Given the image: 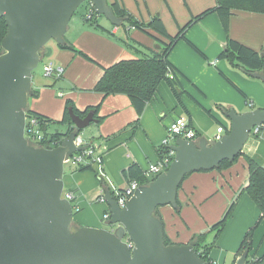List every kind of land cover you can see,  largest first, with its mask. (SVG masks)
Returning <instances> with one entry per match:
<instances>
[{
    "label": "crops",
    "instance_id": "obj_1",
    "mask_svg": "<svg viewBox=\"0 0 264 264\" xmlns=\"http://www.w3.org/2000/svg\"><path fill=\"white\" fill-rule=\"evenodd\" d=\"M107 1L112 3L114 0ZM118 1L139 21L147 22L158 15L169 35L176 34L191 17L215 5V0ZM98 20L114 36L127 38L153 51L159 48L155 38L161 40V37L154 33L147 34L136 29L125 32L120 28L109 27V23L102 21L101 17ZM227 37L264 53V15L235 11L229 18L228 34L224 32L216 14H211L192 26L185 38L200 54L185 41H180L168 57L177 73L182 93L176 98L168 84L161 82L138 124L133 126L138 116L127 96H103L93 89L102 77L104 68L121 60L134 59L138 56L137 52L121 45L103 29H94L70 20L64 40L90 60L71 50L51 46L50 61L63 67V73L53 80L38 73L33 74L31 89L36 96H29L27 108L48 119L60 121L67 100L79 111L99 105L97 116L103 117V120L92 123L94 127L90 130L91 138L87 144L93 143L98 147L102 165L94 163L91 170L84 172L76 171V167L69 168L68 173L63 176L64 192L71 196L73 223L81 227H99L101 217L108 210L107 205L99 201L104 191L99 181L101 169L100 177L111 192L123 188L126 185L121 175L124 169L136 164L140 171H144L159 160L157 148L175 119L184 118L199 140L203 138L208 143H213L217 132L211 137L213 139L205 136L213 127L212 121L217 123L216 129L219 126L229 128V121L228 124L224 122V114L227 112L222 108H233L239 114L264 109V83L250 73L245 74L232 68L225 60L216 59ZM222 75L244 96L233 90ZM249 103L252 104L251 107ZM247 107L250 109H246ZM207 111L210 113L207 114ZM59 128L64 132L66 126L59 125ZM173 143L171 141L169 146ZM246 157H257L264 165V128L257 135H249L241 155L230 167L187 175L177 190L179 211L169 205L158 208L164 234L171 244L190 243L194 236L207 233L222 218L230 203L247 183L249 171ZM259 215L258 208L248 195L240 194L215 243L219 249H224L222 255L225 252L231 253L233 258L230 264L237 260L236 253L240 243L248 229L258 222ZM259 227L257 238L261 234L264 238V222H260L257 228ZM254 239L255 231L252 249L255 247ZM253 255L256 258L264 255V240L256 246ZM209 256L214 264H220L213 256V251H210Z\"/></svg>",
    "mask_w": 264,
    "mask_h": 264
},
{
    "label": "water",
    "instance_id": "obj_2",
    "mask_svg": "<svg viewBox=\"0 0 264 264\" xmlns=\"http://www.w3.org/2000/svg\"><path fill=\"white\" fill-rule=\"evenodd\" d=\"M87 1L111 25H121L107 0H0L6 24L0 54V264H209L191 243L165 245L163 222L154 212L177 207V190L186 175L217 169L241 154L251 129L264 125V109L225 113L229 131L211 144L203 138H176L169 147L174 158L168 169L139 186L123 209L105 191L114 232L73 229V207L64 197L63 160L84 150L74 139L96 122L94 114L81 118L69 110L74 130L56 146L29 144L24 125L40 51L44 48L49 58L47 44L65 42L72 16ZM250 75L264 83L263 74ZM247 256L243 252L234 264H244Z\"/></svg>",
    "mask_w": 264,
    "mask_h": 264
},
{
    "label": "trees",
    "instance_id": "obj_3",
    "mask_svg": "<svg viewBox=\"0 0 264 264\" xmlns=\"http://www.w3.org/2000/svg\"><path fill=\"white\" fill-rule=\"evenodd\" d=\"M108 4L111 7L115 17L122 20L121 25L119 27H115L105 19L110 24L111 28H120L125 32L131 29H136L146 32L147 34L148 32H151L157 35L158 37H161L160 40L156 39L153 36L155 40L159 43L158 50L153 51L139 45L134 41L128 40L127 38L114 36V34L109 28H105V26L101 25L98 22V19L101 16L97 15L94 12L90 2L87 1L81 4L84 5L85 8H88L87 14L82 19L84 23H88L89 27H92L94 29H103L108 35L116 39L121 45L131 50H134L138 54V56L134 59L121 60L107 68H104L102 77L98 80L93 89L95 92L101 93L103 96L117 94L127 96L138 116V119L133 123V126H136V124H138L140 116L142 115L147 104L155 95L158 86L161 84V82H166L168 84L176 98H179L180 94L182 93V91H180V84L178 81L177 73L174 67L169 62L168 57L170 52L180 41H185L191 49L200 54V52L185 38L187 31L192 26H194L207 16L211 14H216L219 18L224 32L228 34L229 18L235 11H244L264 15V0H215V5L212 8H208L203 12L191 17L190 20H188L183 26L178 29L176 34L169 35L158 15H154L147 22H142L130 15L120 5L118 0H114L112 3L108 2ZM75 14L76 12L74 13V15ZM87 15H89L90 17L87 18ZM5 33L6 24L4 18L0 16V54L3 52L1 49V42L3 37L5 36ZM57 47L59 49L71 50L87 58V56H85L80 51L76 50L71 44L67 42L59 44L57 45ZM45 54L46 50L43 48L40 51V61L44 58ZM216 59L225 60L232 68L239 69L245 74L264 73V53L257 52L249 46H246L241 42L234 40L230 37H227L226 43ZM33 74L34 71L32 72V75ZM169 74L171 75V78L169 77ZM222 77L239 94L244 96L241 91L237 87H235L231 82H229L226 77H224L223 75ZM55 78L58 79L59 77ZM32 96H36V93L33 92ZM98 109L99 105L94 107H88L84 111H79L75 108V106L70 100H67L65 102L63 117L60 121L48 119L47 117L37 114L29 110L28 108L25 110V118L29 119L31 117H34L40 123L41 129L44 133L42 145L56 146V144H59L60 141H62L71 131L74 130L73 123L71 122L69 117V110H72L75 115L81 118H84L88 112L92 111L94 114V118L98 121V123H100L103 120V117L97 116ZM222 110L224 112L230 111V109L225 108H222ZM59 125L66 126L64 132H61L60 130L55 128L53 131H49L54 126ZM228 131L229 128L224 129L225 134L228 133ZM196 139L197 141L199 140L197 135ZM31 145L36 146L33 143H31ZM89 145L93 146L94 144H86V146ZM157 151L159 157L161 158L165 153H167L168 147H163L161 144L160 147L157 148ZM240 155L241 154L236 156L232 161L221 162L217 169H226L230 167ZM246 160L248 164L249 176L247 183L245 187L241 190L240 194L245 193L248 195V197L258 208L260 215L258 222L251 228H249L248 231L245 233L240 243V247L236 253V257H239L245 251L248 252L249 256L252 249L253 233L258 227L259 223L264 222V165L257 157H246ZM93 164L94 163L92 158H86L84 160V163H81L76 167V171L84 172L91 170ZM121 175L126 181V184L134 181L139 186L147 185L149 182L153 181L158 176H153L150 179L145 178L142 175V171L138 169L136 164H131L129 167L124 169L121 172ZM99 181L104 191H110L109 187L105 184L102 177L99 178ZM111 194L113 195V192H111ZM239 195H237L235 199L230 203L222 218L218 222L213 224L207 233L196 235L190 241L197 255L209 264H212L211 261H213L210 258L209 253L214 247L223 229L225 228L226 223L235 208ZM176 204L177 207L175 209L179 211L180 207L177 202ZM158 208H156L154 214L157 218L161 220ZM73 226L75 227V229L81 227L76 223H73ZM210 233H213V240L208 242L207 238ZM163 240L165 245L171 244L170 241L166 238L165 234L163 235ZM259 260L263 261L264 255L260 257Z\"/></svg>",
    "mask_w": 264,
    "mask_h": 264
},
{
    "label": "built area",
    "instance_id": "obj_4",
    "mask_svg": "<svg viewBox=\"0 0 264 264\" xmlns=\"http://www.w3.org/2000/svg\"><path fill=\"white\" fill-rule=\"evenodd\" d=\"M89 17L90 16L87 15V18ZM42 70H43V75L45 77H60L63 73L64 68L61 66L54 65L51 62H46L43 65ZM169 77L171 78L170 74ZM249 106L251 107L252 104L249 103ZM262 128H264V125L253 127L250 131V134L257 135L259 134ZM216 132H217V136L215 141L218 140L221 137V135L224 133V128L219 126L217 127ZM24 137L29 144L31 143L35 144L36 146L33 145L34 147H46L45 145H42L44 133L41 129L40 123L34 117H31L29 119L25 118ZM176 138H182L190 141H197L194 130L189 126V124L185 121L184 118H177L170 123L167 131V135L161 143L163 147H168V151L158 161L149 165L146 170L142 171V175L145 178L150 179L151 177L157 176L168 169L170 163L174 158V152L169 149L170 147L169 143L171 141L174 142ZM74 143L78 147H84V150L81 152H76L71 156H65L63 160L64 168L65 166H68L69 168H75L79 164L84 163V160L86 158H92L93 163H98L100 165L102 164V157L98 147H96L95 145L86 146L87 143L84 142L80 134L77 137H75ZM48 146H52V145H48ZM100 174L102 175V171L100 172ZM138 187L139 185L136 182L132 181L130 183H127L123 188L114 191L112 198L116 201L120 209H123L125 207V205L129 201V199L133 196L135 190ZM104 193L105 192L102 191L99 197V201L101 203H105ZM64 197L71 199V196L69 194H66L65 192H64ZM102 220L109 222L110 220L109 208L108 211L103 214ZM115 229L116 228L111 229L109 231L114 232ZM123 241L126 242L129 247L132 246L126 236L124 237ZM259 259L260 258H256V257L249 259L247 256L244 264H260L262 263V261H260ZM211 262L212 264H214V261Z\"/></svg>",
    "mask_w": 264,
    "mask_h": 264
},
{
    "label": "rangeland",
    "instance_id": "obj_5",
    "mask_svg": "<svg viewBox=\"0 0 264 264\" xmlns=\"http://www.w3.org/2000/svg\"><path fill=\"white\" fill-rule=\"evenodd\" d=\"M87 11H88V8H85V6L84 5H81L78 9H77V11H76V14L75 15H73L72 16V18H71V20L72 21H78V22H81V23H83V24H86V25H88L89 26V24L88 23H84L83 22V17L87 14ZM101 18L103 19L102 21H104V22H106V20H105V18L104 17H102L101 16ZM110 25V24H109ZM110 27V26H109ZM56 45V43L55 42H53V41H50L48 44H47V47H50L51 48V46H55ZM46 62H51L50 61V58H43L40 62H39V64H38V66H37V68L34 70V74H40V75H43V70H42V67H43V65L46 63ZM55 77H48V79H54ZM228 83V82H227ZM229 84V83H228ZM229 86H231L230 84H229ZM232 87V86H231ZM233 88V87H232ZM233 90H235L234 88H233ZM236 91V90H235ZM237 92V91H236ZM246 109H250V108H246ZM230 110H233V111H235L236 113H238V111H236L235 109H230ZM210 112L209 111H207V114H209ZM239 114V113H238ZM211 121H212V119H211ZM224 122H226V124H228V119L225 117V119H224ZM212 124H213V127L206 133V137H207V139H213V138H211V137H213L214 136V134H215V132H216V126H217V123L215 122V121H212ZM93 127H94V125L91 123L89 126H87L86 128H84L81 132H80V135L82 136V138L84 139V142L85 143H87L88 142V140L91 138L90 137V130L91 129H93ZM54 128L55 129H58L59 128V126H54L53 128H51L50 129V131H53L54 130ZM58 130H60V128L58 129ZM225 133H223L222 135H224ZM221 135V136H222ZM212 142H215V139H213L212 140ZM211 144V143H210ZM68 170H69V167L68 166H65V168H64V173H68ZM65 175V174H64ZM74 214V213H73ZM102 218V217H101ZM98 228H103V229H106V230H111V229H114V228H116L117 226L116 225H111V224H109V222H107V221H104V220H101L99 223H98ZM73 227V229H75V227L74 226H72ZM259 233H260V227L259 228H257L256 230H255V243H254V245H255V247H254V249H252V251L250 252V254H249V256H248V258L250 259V258H253L254 257V255H253V253L255 252V248H256V246L258 247V245L260 244V241H262L263 242V240H264V238H262L263 237V234H261V236L259 237V239L257 238V235H259ZM262 238V239H261ZM213 240V233L211 234H209V236H208V238H207V241L209 242V241H212ZM261 248V247H260ZM211 251H213V256H215V259L218 261V263H224V264H230V262H231V260H232V255H231V253L230 252H225L224 253V255H222V253L224 252V249H219L217 246H216V244L214 245V247L211 249ZM261 251H262V248H261ZM261 251H259V254L261 253ZM221 259V261H219Z\"/></svg>",
    "mask_w": 264,
    "mask_h": 264
}]
</instances>
